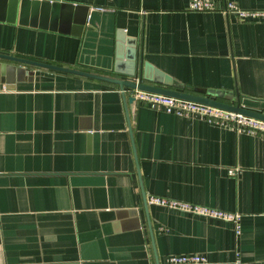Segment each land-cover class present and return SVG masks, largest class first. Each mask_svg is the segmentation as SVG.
<instances>
[{"label":"crops","instance_id":"crops-1","mask_svg":"<svg viewBox=\"0 0 264 264\" xmlns=\"http://www.w3.org/2000/svg\"><path fill=\"white\" fill-rule=\"evenodd\" d=\"M41 1L89 7L83 36L0 21V54L126 79L117 48L134 40L186 93L231 104L239 94L264 112V19L193 12L190 0ZM228 3L264 11V0ZM131 99L0 59V264H264V133ZM152 197L240 214L241 231Z\"/></svg>","mask_w":264,"mask_h":264},{"label":"water","instance_id":"water-1","mask_svg":"<svg viewBox=\"0 0 264 264\" xmlns=\"http://www.w3.org/2000/svg\"><path fill=\"white\" fill-rule=\"evenodd\" d=\"M89 11L90 8L87 6H75L58 2L41 0H0V21L2 22L10 24H16L18 22L21 26H30L53 32L71 34L77 37H82L85 32ZM123 41L124 39H122L121 44L118 45L117 58L123 59L126 56L125 59L128 60V71L117 72L124 75L126 79H115L88 74L5 54H0V59L109 82L119 85L123 92L125 88L139 89L149 93L200 103L264 122V112L255 111L242 106L243 98L239 94H236L235 103L231 104L225 101L208 98L205 96L207 92L201 89H195V94L186 93L185 86L174 82L171 77L145 62L143 52H139L138 45L136 44V47H134V44L137 43L136 41L128 40L127 43L129 48H124L122 46ZM124 49H126V53H123ZM177 89L182 91H178ZM224 99L228 101L230 98ZM133 100L132 98L130 101Z\"/></svg>","mask_w":264,"mask_h":264},{"label":"built area","instance_id":"built-area-1","mask_svg":"<svg viewBox=\"0 0 264 264\" xmlns=\"http://www.w3.org/2000/svg\"><path fill=\"white\" fill-rule=\"evenodd\" d=\"M220 2L221 0H190L189 10L193 12L219 11L229 15H236L244 20L264 19V11L241 10L233 3H228L226 6L220 7ZM124 93H129L137 102L148 105L154 110H164L167 113L178 116H194L214 124L231 128L237 132L264 133V122L229 113L208 105L149 93L139 89H125ZM149 201L152 204L170 209H181L208 218L229 220L235 224L237 234L241 231L240 214H229L157 197H152ZM168 262L170 264H207L208 260L206 257L200 255H175L169 257Z\"/></svg>","mask_w":264,"mask_h":264}]
</instances>
